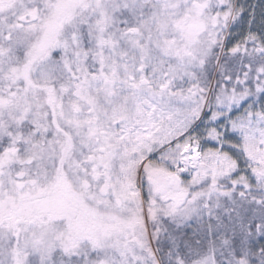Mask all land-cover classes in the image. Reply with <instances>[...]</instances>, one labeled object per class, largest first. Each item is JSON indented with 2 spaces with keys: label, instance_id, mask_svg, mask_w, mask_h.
Instances as JSON below:
<instances>
[{
  "label": "snow or ice",
  "instance_id": "snow-or-ice-1",
  "mask_svg": "<svg viewBox=\"0 0 264 264\" xmlns=\"http://www.w3.org/2000/svg\"><path fill=\"white\" fill-rule=\"evenodd\" d=\"M0 264H264V0H0Z\"/></svg>",
  "mask_w": 264,
  "mask_h": 264
}]
</instances>
